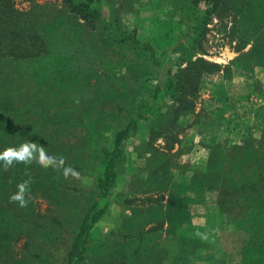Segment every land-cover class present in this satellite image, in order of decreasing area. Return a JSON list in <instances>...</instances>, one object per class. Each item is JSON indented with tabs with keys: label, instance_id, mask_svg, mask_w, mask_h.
I'll return each instance as SVG.
<instances>
[{
	"label": "rangeland",
	"instance_id": "obj_1",
	"mask_svg": "<svg viewBox=\"0 0 264 264\" xmlns=\"http://www.w3.org/2000/svg\"><path fill=\"white\" fill-rule=\"evenodd\" d=\"M12 1L16 11L31 18L47 22L58 15L61 25L70 23L77 28L64 32L66 36L57 42L59 50L64 49L61 56L70 57L69 71L63 68L44 88L29 83L18 88L6 85L11 107L16 110L21 106L24 111L22 120L13 117L7 126L10 130L4 146L18 147L27 141L42 144L49 155L63 157L67 165L87 177L88 183L65 179L62 172L42 168L35 161L14 164L7 170L0 163V264H64L63 255L77 223L96 195L98 149L109 148L112 134L128 116L148 106L161 72L158 75L150 69L143 54L110 36L98 19L83 21L78 14L70 15V21L61 18L67 10L62 0ZM96 1L105 15L116 20L120 31L131 32L137 40L164 51L163 63L171 70L173 86L163 95L158 115L139 121L135 134L126 139L115 165L109 206L90 230L85 260L80 264H102L105 257L117 254V250L101 254L106 239L112 237L105 247H115L114 235L132 236L136 228L131 225L150 222L158 226L161 211L166 212L168 222L178 224L169 241H159L158 247L171 251L169 257L180 253L182 241L188 251L198 242L194 252L200 259L191 258V264H242L246 236L217 213L211 202L214 193L205 194L209 199L205 205L186 200L179 206L178 202H168L167 194L154 186L162 165L171 162L168 175L175 183L186 185L191 179L190 168L204 163L209 148L229 137L264 136V129L253 134L229 128L215 143L206 144L204 136V122L214 118L228 122L236 100L256 103L264 86V68L242 72L247 66L242 55L248 53L250 45L237 51L236 23L229 8L220 17L208 12L197 22V14L207 7L200 6L192 9L196 15L176 21L170 14L178 6L168 9L163 0ZM65 38L67 48L61 47L67 45ZM213 124L218 126L214 120L210 128ZM27 180L31 181V199L22 208L9 198L17 185ZM186 198L191 200V194ZM216 229L223 238L232 240L230 254L216 251L214 241L195 235L207 233L209 238ZM151 239L158 240L155 236Z\"/></svg>",
	"mask_w": 264,
	"mask_h": 264
},
{
	"label": "trees",
	"instance_id": "obj_2",
	"mask_svg": "<svg viewBox=\"0 0 264 264\" xmlns=\"http://www.w3.org/2000/svg\"><path fill=\"white\" fill-rule=\"evenodd\" d=\"M67 9L60 15L70 21V15H82L83 21L98 19L102 28L119 42L126 43L127 48L136 53L143 54L149 60L150 69L160 73V81L150 94V101L146 108L132 112L125 124L112 134L109 148L98 149V159L94 167L95 197L84 209L68 248L63 255L64 264H80L85 260L88 246V234L93 226L100 220L110 203L112 186L116 178L115 165L121 158L126 139L135 134L139 121L155 118L160 110L163 95L172 90L171 70L163 63L164 51H157L150 44L137 40L133 33L120 31L116 20L104 14L96 0H62ZM168 9L178 6L171 12L170 17L176 21L184 19L186 15H196L193 8L207 6L202 14H197L199 22L203 16L213 12L220 17L229 8L236 23L235 34L238 43L236 49L241 51L250 45L246 57V68L242 72L249 73L253 68H264V0H163ZM231 9V10H230ZM172 11V10H170ZM178 13V16H174ZM58 15L50 17L49 21L42 22L31 18L30 14L18 12L13 7L12 0H0V148L6 149L7 127L15 121L22 120L23 107L16 110L11 107L10 95L6 90L20 87L29 83L35 88H44L50 80L55 81L56 74L63 68L70 70V57H62L57 42L63 38L64 32L74 31V24L61 25L62 20H56ZM191 28V26H190ZM64 36H66L64 34ZM67 45V38L63 39ZM71 43L73 40H69ZM80 43L77 46L80 47ZM236 60V59H235ZM238 60V59H237ZM38 102V101H37ZM40 106V104H39ZM37 114V112H36ZM18 128V127H17ZM16 128V129H17ZM243 136V137H242ZM240 138L229 137L212 148L202 165L192 166L189 170L191 179L188 184L175 183L168 171L172 168L171 162L162 165L161 175H157V190L161 189L167 194L168 202H182L205 205L209 202L205 194L214 193L211 202L215 205L217 213L223 216L227 224L246 236L241 250L242 264H264V136L253 139L249 135ZM236 142V143H232ZM187 194L193 197L186 198ZM187 202V201H186ZM184 209V207H182ZM158 211H161L159 208ZM161 211L160 218L152 225L148 222L144 226L131 225L136 228L132 236L114 235L115 247H105L110 244L112 237L103 242L105 254L116 251L102 260V264H191L193 260L200 259L195 254L198 242L188 251L183 241L180 253L168 256L171 251L162 249L161 238L164 243L172 237L178 224H171ZM140 227V228H139ZM165 227V228H164ZM146 228V232L143 229ZM156 230V231H155ZM156 237V240L151 238ZM174 236V235H173ZM118 240L120 241H117ZM169 239V240H168ZM107 248V249H106ZM170 252V253H169Z\"/></svg>",
	"mask_w": 264,
	"mask_h": 264
},
{
	"label": "clouds",
	"instance_id": "obj_3",
	"mask_svg": "<svg viewBox=\"0 0 264 264\" xmlns=\"http://www.w3.org/2000/svg\"><path fill=\"white\" fill-rule=\"evenodd\" d=\"M38 163L42 168H51L54 171L62 172L65 179H75L82 184L88 183V178L83 177L80 172L75 170L71 165H67L63 157L49 155L45 147L37 142L27 141L18 147H8L0 152V163L5 170L14 164L30 165L32 162ZM31 181H23L17 185V191L9 198L10 202L18 203L22 208L27 207L31 197L28 196ZM27 197V198H26ZM195 235L203 241L208 240L207 233L196 232Z\"/></svg>",
	"mask_w": 264,
	"mask_h": 264
},
{
	"label": "crops",
	"instance_id": "obj_4",
	"mask_svg": "<svg viewBox=\"0 0 264 264\" xmlns=\"http://www.w3.org/2000/svg\"><path fill=\"white\" fill-rule=\"evenodd\" d=\"M244 90L247 91V87H245ZM244 96L245 95H242V98ZM231 113L232 116L229 117L228 122L223 121V118H214L210 120V122H204L206 127V131L204 129V136L207 141L206 144L215 143L217 136L226 133L227 128H229V131L242 130L249 131V133L253 134H257L261 129H264V86L261 88L255 104L247 103L246 99H238L234 103ZM214 120H216L218 126L213 124L212 128H210ZM217 127H220L222 131H217ZM192 197L191 195V198ZM209 240L214 241L218 246L216 251L230 254L232 250V240L226 237L223 238V236L219 234L218 229L210 232V237L207 241L209 242ZM211 253L212 251L210 250L209 254Z\"/></svg>",
	"mask_w": 264,
	"mask_h": 264
}]
</instances>
